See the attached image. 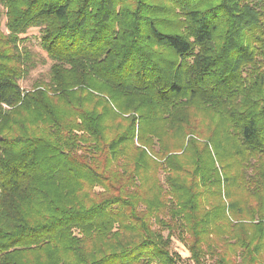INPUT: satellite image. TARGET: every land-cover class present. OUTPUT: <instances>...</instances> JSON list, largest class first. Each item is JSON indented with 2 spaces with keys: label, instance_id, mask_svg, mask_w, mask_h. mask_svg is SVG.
Here are the masks:
<instances>
[{
  "label": "trees",
  "instance_id": "1",
  "mask_svg": "<svg viewBox=\"0 0 264 264\" xmlns=\"http://www.w3.org/2000/svg\"><path fill=\"white\" fill-rule=\"evenodd\" d=\"M0 6V264H264V0Z\"/></svg>",
  "mask_w": 264,
  "mask_h": 264
},
{
  "label": "rangeland",
  "instance_id": "2",
  "mask_svg": "<svg viewBox=\"0 0 264 264\" xmlns=\"http://www.w3.org/2000/svg\"><path fill=\"white\" fill-rule=\"evenodd\" d=\"M0 9H2L1 6ZM0 28L4 32L6 31L4 27V17H2ZM24 37L26 38L23 45H25V47L32 53L35 65L34 67H32V69H30L28 74L19 81V84L23 89H30L35 82L40 80H48L49 69L52 62L48 59L46 53L40 47L39 32L37 29H30L26 33V35H24ZM153 227L155 228L156 226L153 225ZM170 249L171 251L176 252L181 256V258L183 259L181 264H194L193 261L189 258L190 253L185 244L180 242L176 238L172 239ZM204 257L206 264H213L214 259H212L208 254H206Z\"/></svg>",
  "mask_w": 264,
  "mask_h": 264
}]
</instances>
